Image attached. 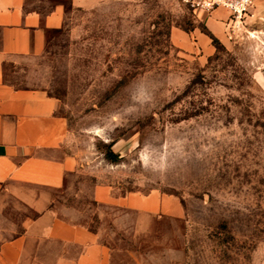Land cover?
<instances>
[{
	"label": "rangeland",
	"instance_id": "obj_1",
	"mask_svg": "<svg viewBox=\"0 0 264 264\" xmlns=\"http://www.w3.org/2000/svg\"><path fill=\"white\" fill-rule=\"evenodd\" d=\"M206 18L183 0L68 12L40 53L4 64V80L58 101L81 166L62 201L88 203L95 185L172 195L185 217L158 223L173 237L152 247V264H264V0L241 30L224 21L223 42ZM198 32L222 48L208 54Z\"/></svg>",
	"mask_w": 264,
	"mask_h": 264
},
{
	"label": "crops",
	"instance_id": "obj_2",
	"mask_svg": "<svg viewBox=\"0 0 264 264\" xmlns=\"http://www.w3.org/2000/svg\"><path fill=\"white\" fill-rule=\"evenodd\" d=\"M108 1L0 0V264H152V247L166 249L173 237L158 223L185 217L176 197L157 191L117 195L95 185L88 203L58 198L66 179L81 172L78 158L66 150L69 132L56 114L58 101L42 89L4 80V64L40 53L46 33L62 29L68 12L92 11ZM227 17L217 9L206 18L221 42ZM196 37L211 54L206 36ZM26 211L33 216L19 214Z\"/></svg>",
	"mask_w": 264,
	"mask_h": 264
},
{
	"label": "built area",
	"instance_id": "obj_3",
	"mask_svg": "<svg viewBox=\"0 0 264 264\" xmlns=\"http://www.w3.org/2000/svg\"><path fill=\"white\" fill-rule=\"evenodd\" d=\"M192 11L210 14L214 10L224 9L228 12L227 29L232 32L243 28V20L249 13L254 0H183Z\"/></svg>",
	"mask_w": 264,
	"mask_h": 264
},
{
	"label": "trees",
	"instance_id": "obj_4",
	"mask_svg": "<svg viewBox=\"0 0 264 264\" xmlns=\"http://www.w3.org/2000/svg\"><path fill=\"white\" fill-rule=\"evenodd\" d=\"M211 40H212V45L214 46V48L216 50H219L222 48L221 44L216 40L214 39L213 37H211ZM104 148L106 149L105 151V159L110 162V163H114L116 164L117 162H119V155L114 153L112 150H111V146L110 145H105Z\"/></svg>",
	"mask_w": 264,
	"mask_h": 264
}]
</instances>
